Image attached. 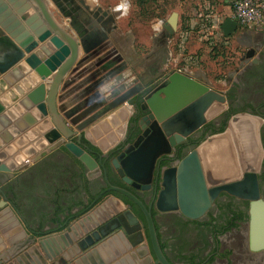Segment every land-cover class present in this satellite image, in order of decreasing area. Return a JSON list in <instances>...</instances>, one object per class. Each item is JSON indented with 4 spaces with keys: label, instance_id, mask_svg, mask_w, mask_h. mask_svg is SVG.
Listing matches in <instances>:
<instances>
[{
    "label": "water",
    "instance_id": "water-1",
    "mask_svg": "<svg viewBox=\"0 0 264 264\" xmlns=\"http://www.w3.org/2000/svg\"><path fill=\"white\" fill-rule=\"evenodd\" d=\"M30 1L36 4L35 9L37 14L42 16V21L32 12L33 9L26 0H0V40L9 43L16 41L15 44L13 43L15 54L0 61V74L5 73L23 57L30 62L34 56L29 60L26 54L36 48L39 42L51 37L52 32L67 43L69 56L47 80L48 88L46 89L45 83H41L29 92L28 97L38 104L42 114H49V124L52 128L46 133L45 138L53 143L51 149L64 144L65 148L88 168L100 166L106 187L98 197L104 192H118L131 199L141 210L145 218L149 245L141 244L142 246L132 252L135 259L137 254L142 256L141 260H137V264L170 263L159 245L152 203L147 205L132 190L109 181L105 162L114 151L119 152L111 159V165L124 184L136 189H148L152 182H155L156 187L159 186L154 202L158 210L178 209L184 215L196 218L210 207L221 191L248 200L249 247L253 251L264 249V198L261 196L258 180V172L264 156L260 140V126L263 119L247 112L233 114L229 117L228 126L224 131L205 137L181 157L176 165H163L162 162L164 163L168 158L162 155L170 153L177 147L180 148L198 128L226 109V96L188 74L173 71L164 76L167 79L164 86L157 87L155 92H149L144 97L141 107L150 111L147 123L150 124L151 121V124L136 139L132 135L126 137V129L127 120L134 111L133 105L128 101L138 90H144V86L140 83L133 85L106 104H103L104 99H101L86 107L91 96L85 102L73 105L71 109L74 112L66 111L69 104H74L76 100L72 99L70 103L66 100L56 106V89L64 74L75 62L80 50L87 56L76 64L73 76L71 75L63 85L78 80L87 68L96 69L83 83L79 82L74 87H67L68 89L59 96L62 99L74 88H80L87 83L89 84L83 94L91 92L108 75L116 74L126 66L125 62L114 66V63L120 59L119 56L107 61L115 52V48L101 55L94 62L85 63L111 45L109 32L113 27L114 16L106 11L101 14L98 11L91 14L85 12L82 8V6L87 8L84 0H52L75 32L70 34L54 20L45 0ZM63 4H66V7ZM8 5L11 8H8ZM11 9L20 15L25 25L20 23ZM177 15L176 12H172L167 20L169 27L165 33L164 44H168L172 38L177 25ZM34 19L36 20L33 21ZM220 26L224 36H229L238 29L236 21L230 17H226ZM9 36L12 37V41ZM35 38L39 41L37 42ZM161 51L162 63L166 64L169 57L168 45L161 46ZM245 57L256 60L255 50L249 49ZM95 75L98 79L94 80ZM161 75L162 69L158 70L156 77ZM42 101L46 104L44 105ZM104 115H106L104 118L98 120ZM113 127H116L115 130H112ZM106 130L110 133L107 135L109 143L102 144L99 140L95 142V137H99L98 135ZM74 136L75 141L65 142L66 139ZM82 137H86L91 144L97 146V160L91 155L93 152L81 145ZM130 141L132 143L121 148L122 144ZM40 143L46 144L43 139ZM12 169L10 165L0 164V172L8 174L9 177L12 176ZM0 192H3L1 188ZM125 217L128 218L130 226L125 223ZM121 224L125 227L124 232L133 233L128 237L133 246L146 242L142 221L134 212L127 210L81 236H78V231H74L73 234L65 231L61 234L41 235L38 245L45 252V242L56 243L55 253H45L48 259L56 253H61L66 261L73 259L75 264H88V260L94 262L93 256L98 258L97 243L115 238L113 234ZM1 258L6 259L4 256ZM40 261L38 264L45 262L44 259Z\"/></svg>",
    "mask_w": 264,
    "mask_h": 264
},
{
    "label": "crops",
    "instance_id": "crops-1",
    "mask_svg": "<svg viewBox=\"0 0 264 264\" xmlns=\"http://www.w3.org/2000/svg\"><path fill=\"white\" fill-rule=\"evenodd\" d=\"M26 2L30 4V8L33 9L32 12L38 15L35 9L36 4L30 0H26ZM45 3L58 25L70 34H74L75 32L70 28L67 18L62 15L52 0H45ZM217 4L218 7L227 12L226 16L221 19V24L230 13L229 2L223 5L218 2ZM85 5L88 12L96 8L90 2H86ZM63 6L66 7V4ZM204 6H206V2ZM8 8L11 7L8 5ZM11 11L16 14L15 10L11 9ZM16 15L20 23L25 25L20 15ZM39 19L41 20L42 16H39ZM27 29L30 31V28L27 27ZM9 38L13 40L12 37L9 36ZM35 39L37 42L39 41L37 38ZM61 40L60 37L52 35L43 42H39L38 46L30 53H25L29 60L31 56H34L30 62L23 58L5 73L0 74V164L5 163L14 166L12 177L0 172V186L2 185L4 191L0 192V258L2 256L6 258H1L0 264H38V261L42 259L45 260L42 264H75L73 259L66 261L61 253H56L51 259H48L45 253H55L57 245L54 242H45L44 252L38 245L40 236L49 233L61 234L65 231L70 232V234L78 231V236H81L118 214L127 210L132 211L130 206L113 192H104L98 197L106 186L99 165L88 168L80 159L70 153L64 144L51 149L53 143L45 138L52 126L49 124L50 118L34 107L35 103L28 97V94L41 83H45L47 89L48 82L46 80L55 74L54 71L56 72L69 56L70 50L67 43ZM109 40L111 45L107 49L85 63L94 62L101 55L115 48V52L109 56L107 61L120 55V59L114 63V66L122 62H125L126 66L116 74L108 75L91 92L83 94L89 84L86 82L87 84H83L80 88H74L62 99L59 96L63 91L74 87L79 82L83 83L92 76L96 69L91 68L83 73L78 80H72L63 85L76 69V64L87 56L80 50L75 62L64 74L61 84L56 89L58 98L56 104L59 105L66 100L68 102L72 99L76 100L74 104L70 103L66 109L74 111L71 109L73 105L85 102L91 96L86 107L101 99H104L103 104H106L136 84L137 81L134 77L132 78L131 73L135 72L136 76V66H139L138 62L143 61L144 58L139 56L140 58L135 59L136 52L130 48L123 35L111 32ZM195 40L197 49L205 47L204 42L206 40L200 37ZM14 42L16 43L13 40ZM1 43L0 57L3 54L2 48L7 49V45ZM260 51L261 48L257 49L256 55ZM145 72L143 69L139 73ZM189 75L206 84V79H198L195 73ZM95 79H98L96 75L94 76ZM210 88L218 91L212 86ZM218 92L222 93V91ZM115 128L113 127L112 130ZM108 134L110 133L107 130L102 131L98 135L99 137H95V142L99 140L102 144L109 143ZM75 138L66 139L65 142L75 141ZM103 138L106 140H102ZM41 139L47 141L46 144L40 143ZM83 140L92 149H98L86 137H83ZM91 155L97 160L96 155ZM25 158L27 159L26 162H24ZM124 219L125 223L130 226L128 218L125 217ZM124 231L125 227L121 224L120 228L113 234L115 238L97 243L99 246L98 258L93 256L94 262L88 260V264H100L101 262L103 264H137V260H141L142 256L137 254L135 259L132 252L140 246L146 245V242L143 241V243L133 246L128 239L133 233Z\"/></svg>",
    "mask_w": 264,
    "mask_h": 264
},
{
    "label": "flooded vegetation",
    "instance_id": "flooded-vegetation-1",
    "mask_svg": "<svg viewBox=\"0 0 264 264\" xmlns=\"http://www.w3.org/2000/svg\"><path fill=\"white\" fill-rule=\"evenodd\" d=\"M260 45L261 51L257 54L256 60L251 59V62L237 74L235 84L226 96V109L198 128L180 148L177 147L170 153L162 155V157L167 156L168 158L164 163L162 162L163 165H176L178 160L194 148L204 136L207 137L213 133L223 131L224 127L228 126L229 117L236 113L247 112L258 115L263 119L260 126V140L264 151V43H260ZM161 46L162 42H158L159 52L149 57L151 62L148 65H151L154 70L153 75L150 76L147 72L143 73L140 77L141 82L154 84L153 81L160 78L159 76L156 77V73L164 65L162 63L163 52ZM249 49L251 48L246 49L244 53L245 60L249 59L245 57ZM244 59L242 58V61ZM135 63L137 64V62ZM138 64L146 68L147 63L140 61ZM145 89L147 90L146 86L143 91L140 89L131 96L135 97L132 104L134 111L127 120L126 137L132 135L136 139L150 127L151 121L150 124L147 123L150 111L148 108L141 107L144 101L143 94L149 93ZM231 94H233L232 97L229 96ZM223 124H225L224 127H222ZM129 143H132V141L122 144L121 148ZM81 145L96 155L97 150L92 149L90 145L85 143L83 137L81 138ZM118 152L114 151L106 160L111 169V159ZM258 180L261 196L264 198V156L258 172ZM124 187L135 192L147 205L152 203V213L159 245L170 264H216L221 261H224L222 264H233V256L235 255H238L241 259L237 264H264V249L253 251L249 247L248 200L221 191L202 215L192 218L184 215L178 209L168 211L156 209L154 202L159 186L156 187L155 182H152L148 189H136L127 184H124ZM142 223L147 238L146 225L143 221ZM168 232L170 238L164 236ZM232 235H234V239L228 240ZM146 243L149 245L148 238Z\"/></svg>",
    "mask_w": 264,
    "mask_h": 264
},
{
    "label": "rangeland",
    "instance_id": "rangeland-1",
    "mask_svg": "<svg viewBox=\"0 0 264 264\" xmlns=\"http://www.w3.org/2000/svg\"><path fill=\"white\" fill-rule=\"evenodd\" d=\"M86 2L92 3L96 8L88 12L87 8L82 7L85 12L91 14L98 11L101 14L106 11L114 16V25L109 32V38L111 32L123 35L130 48L136 52L135 59L144 58L143 61L147 63L146 68L139 65L140 67L136 66V76L135 72L131 73L132 78L134 77L137 81L136 84L141 82L140 77L143 73L139 72H142L143 69L148 75H153L154 70L151 65H148L151 62L149 57L159 52L158 42H162V46L168 45L169 57L167 63L161 66L162 75L159 76L160 78L153 81L154 84L141 82L144 87L146 86V92H155L157 87L164 86L167 80L164 76L177 71L188 75L195 73L198 79H206V85L222 91V94L227 96L235 84L237 74L251 62V58L244 59L246 49L255 48L257 50L261 48L260 43H264V23L238 26L234 33L224 36L220 21L227 12L218 7L217 2L220 5L228 4L229 1L225 0H84V3ZM205 2L206 6H204ZM121 3L130 5L126 15L123 9H117V5ZM172 12L178 14L177 25L168 44H164L165 33L169 27L167 20ZM202 18L206 19V22L202 21ZM51 35L53 34L51 33ZM199 37L206 42H204V48L197 49L195 39ZM0 42L7 45V49L2 48L3 54L0 57V61H4L6 57L15 54V45L13 42L1 40ZM160 95L163 96V94ZM134 99V96L131 97L128 103L133 104ZM226 128L227 126L224 127V130ZM72 138L74 139L75 136ZM204 138L205 136L202 140ZM112 171L114 172V169ZM0 188L3 191L2 185ZM164 236L170 238V233L168 232ZM233 236H230L228 240L234 239ZM239 261L241 259L238 255L233 256V264H237ZM222 262L224 261L216 264H222Z\"/></svg>",
    "mask_w": 264,
    "mask_h": 264
},
{
    "label": "built area",
    "instance_id": "built-area-1",
    "mask_svg": "<svg viewBox=\"0 0 264 264\" xmlns=\"http://www.w3.org/2000/svg\"><path fill=\"white\" fill-rule=\"evenodd\" d=\"M228 1L230 13L227 17L235 20L238 26L264 23V0ZM201 20L206 22L204 18Z\"/></svg>",
    "mask_w": 264,
    "mask_h": 264
},
{
    "label": "trees",
    "instance_id": "trees-1",
    "mask_svg": "<svg viewBox=\"0 0 264 264\" xmlns=\"http://www.w3.org/2000/svg\"><path fill=\"white\" fill-rule=\"evenodd\" d=\"M230 97L233 96V94L229 95ZM236 110V109H235ZM225 124H223L222 127H224ZM106 165V169H107V175H108V179L109 181L117 186H124V184L120 181V178L117 177V175L111 170L110 165L108 164V162L105 163ZM114 194H116L118 197H120L125 203H127L130 208L132 209V211L145 223V218L141 212V210L138 208V206L131 200L129 199L127 196L120 194L118 192H113ZM158 234V233H157Z\"/></svg>",
    "mask_w": 264,
    "mask_h": 264
},
{
    "label": "bare ground",
    "instance_id": "bare-ground-1",
    "mask_svg": "<svg viewBox=\"0 0 264 264\" xmlns=\"http://www.w3.org/2000/svg\"><path fill=\"white\" fill-rule=\"evenodd\" d=\"M49 10V9H48ZM52 34H55L54 32H52ZM57 36V35H56ZM59 38V37H58ZM62 41V40H61ZM63 44V43H62ZM25 54V53H24ZM115 56V55H114ZM120 56V55H119ZM112 57V56H111ZM115 58V57H114ZM25 59V58H24ZM90 61V60H89ZM88 63H90V62H88ZM89 69L90 68H87L85 71H84V73L86 72V71H89ZM54 73H55V71H54ZM52 77V76H51ZM44 78H45V76H44ZM48 79V78H47ZM47 81V80H46ZM61 84V83H60ZM104 85V84H103ZM70 86V85H69ZM99 88V87H98ZM101 90V89H100ZM68 95V94H67ZM79 95V94H78ZM105 95V94H104ZM74 98V97H73ZM56 99H58L57 98V94H56V98H55V104H56ZM60 99V98H59ZM43 102V104L45 105L46 103H45V101H42ZM60 102V101H59ZM70 103V102H69ZM123 103H125V102H123ZM122 103V104H123ZM61 104V103H60ZM124 105V104H123ZM56 106H58V104H56ZM122 106V105H121ZM34 107H36V108H38V104L37 103H35V106ZM46 107V106H45ZM68 108V107H67ZM66 108V109H67ZM38 110H39V108H38ZM66 111H70L71 113L72 112H74V111H71L70 109L69 110H66ZM40 112H41V110H40ZM45 116L47 115H49L48 113H46V114H44ZM49 117V116H48ZM37 118V117H36ZM50 122V121H49ZM51 128H52V126H51ZM30 135H31V133H30ZM42 135V134H41ZM30 140V139H29ZM45 142H47V141H45ZM220 145V143H218L217 144V146H219ZM45 146V145H44ZM8 153V152H7ZM18 157V156H17ZM25 160H26V158L24 159V162H25ZM22 161V160H21ZM23 164V163H22ZM14 167V166H13Z\"/></svg>",
    "mask_w": 264,
    "mask_h": 264
},
{
    "label": "clouds",
    "instance_id": "clouds-1",
    "mask_svg": "<svg viewBox=\"0 0 264 264\" xmlns=\"http://www.w3.org/2000/svg\"><path fill=\"white\" fill-rule=\"evenodd\" d=\"M129 7L130 5L128 3H121L117 5V9H123L125 15L127 14Z\"/></svg>",
    "mask_w": 264,
    "mask_h": 264
}]
</instances>
